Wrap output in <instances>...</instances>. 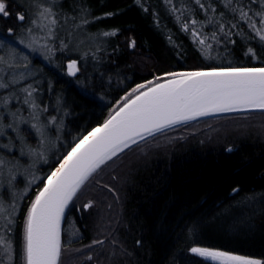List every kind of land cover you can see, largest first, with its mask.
Instances as JSON below:
<instances>
[{"label": "snow or ice", "instance_id": "obj_1", "mask_svg": "<svg viewBox=\"0 0 264 264\" xmlns=\"http://www.w3.org/2000/svg\"><path fill=\"white\" fill-rule=\"evenodd\" d=\"M133 5L157 29L167 27L161 25L159 0L155 6L151 0H133ZM162 7L204 63L182 70L153 66L150 78L132 86L126 81L134 74L119 71L120 46L112 44L120 29L91 31L97 21L125 9L101 17L88 0H0V264H66L65 257L68 264H151L141 255L143 230L129 248L130 229L121 234V220L101 211L120 202L118 161L134 148L147 155L153 141L171 140V130L193 121L229 114L246 121L264 118V0H162ZM127 40L132 55L136 40ZM167 40L179 63L187 49L171 34ZM111 64L117 71L106 67ZM50 68L76 81L85 105L96 103L97 91L111 89L113 76L125 85L123 95L109 103L102 122L67 140L60 113H69L60 97L56 115L42 99L45 91L56 95L46 78ZM234 131L264 140V120L239 124ZM206 203L188 216L184 230L190 237L221 220L239 231H254L259 220L264 231V190L229 185L201 212ZM73 212L80 213L83 228L76 226ZM186 251L198 260H181L173 252L168 264H264V259L210 246L193 244Z\"/></svg>", "mask_w": 264, "mask_h": 264}, {"label": "trees", "instance_id": "obj_2", "mask_svg": "<svg viewBox=\"0 0 264 264\" xmlns=\"http://www.w3.org/2000/svg\"><path fill=\"white\" fill-rule=\"evenodd\" d=\"M151 2L155 6L158 0H151ZM159 2L161 25H167L163 31L154 26L150 16L145 18L134 7L133 0H88L95 14L101 17L106 11L125 9L120 15L97 21L91 27V31L120 29L119 36L112 39V44L120 46V52L116 56L119 71L134 74L126 81L132 86L143 77L150 78L153 66L159 68L175 66L178 70H182L204 63L193 52L188 38L179 31L175 22L165 15L162 0ZM168 34L173 35L175 41L187 49L186 56L179 63H177L176 53L168 44ZM128 37H134L136 40V49L132 55L125 48ZM148 57L151 59H146ZM64 63L66 65L67 61ZM106 67H111L114 72L117 71L115 64ZM46 78L53 81V91L56 95H49L47 91L43 92V102L51 103L53 105L51 114L56 115L55 104L59 96L64 105V111L69 113L67 116H64L63 112L60 113L64 118V133L67 140H71L88 125L102 122L107 115L109 103H114L118 95H123L121 88L125 86L118 84L116 77L113 76L111 89L97 91L96 103L85 105L79 95L80 89L76 81L68 77L65 72L50 68L46 72ZM101 95H104L103 100L99 98ZM260 119L264 118L255 115L250 121ZM235 121L249 122L240 115H231L179 126L168 133V137H174L170 145L171 151L165 154L160 150L159 154H155L159 151L155 149L149 159L137 160L138 163L133 161L134 163L124 168L126 170H124L122 181L116 184L120 202H114L109 211L110 215H114L113 218L121 220L124 226L121 228V234L125 228L130 229L127 240L129 248L132 247V239L143 230L146 244L145 251L141 255L144 260H150L151 264H162V262L168 264L167 257L175 252L178 259L187 258L196 261L198 258L189 256L186 251V248L193 244L264 259V231L260 230L261 221L259 220L256 221L254 231L247 229L239 231L225 220H221L215 227L206 229L194 238L184 230L189 214L205 200L207 203L200 211L210 208L213 202L224 194L229 185H239L242 189L257 192L264 190V140L254 135L227 136L222 138L219 144L202 145L200 143L199 145L197 142L198 139L201 140L199 136L192 137L187 134L190 127L204 123L219 124ZM25 130L30 132V129L25 128ZM179 137L188 139H177ZM159 138L167 139L164 136ZM186 140H192V142L185 144L188 142ZM227 146L234 147L235 151L226 152ZM135 150L136 148L133 151ZM131 152L123 158L130 156ZM18 178L17 186L22 189L23 179ZM34 191L33 187L30 195H34ZM85 198L86 196H82L78 203ZM27 202L25 200L24 204ZM70 216L77 222L78 228L84 227L80 213L73 212ZM91 224L90 220L88 236L92 234ZM64 227L67 233V224Z\"/></svg>", "mask_w": 264, "mask_h": 264}, {"label": "rangeland", "instance_id": "obj_3", "mask_svg": "<svg viewBox=\"0 0 264 264\" xmlns=\"http://www.w3.org/2000/svg\"><path fill=\"white\" fill-rule=\"evenodd\" d=\"M262 120H264V119L255 120V121H249V122H238V121H235V122H225V123H219V124H217V123H213V124L212 123H204L202 125H197V126L190 127L189 130H188L189 133H187V134L192 136V137L199 136V138L201 139V140H199V139L197 140L199 145H200V143L202 145H204V144L205 145H208V144L210 145L211 143L219 144L220 140H222V138H225L227 136L240 137L241 135L234 131V129L239 124H259V123H261ZM209 125L212 126V129L209 128ZM186 137H184L183 139L184 140L188 139ZM171 139H172V141L169 140V139L165 140V138H158L157 141H153L152 142V145H153L152 146V150L149 151L147 153V155H143L141 153V149H136L135 151L131 152L130 156H127V157L123 158L122 162L118 161V163L120 165L117 168V172H118V174L120 176L119 182L122 181L121 179L123 178L124 170H126L124 168L127 165H130L133 161H136V163H138L139 161H137V160H141L142 161V160L149 159L151 157V154L153 153V150H155V149L159 150V151L155 152V154H159L161 152L160 150H162V152H164L165 154H167L169 151H171L170 145L172 144V142L174 140V137H172ZM189 139H191V138H189ZM202 139L204 141H202ZM186 141H188V140H186ZM200 141H202V142H200ZM190 142H192V140L186 142L185 144H188ZM157 143L160 145L159 147L155 146ZM106 171H108V170H106ZM21 179H23V178L21 177ZM101 211L103 213L107 214V215H110V211L108 209H103ZM110 216L114 217V215H110ZM91 232H92V229H91ZM65 261H66V264H68L67 257H65Z\"/></svg>", "mask_w": 264, "mask_h": 264}, {"label": "water", "instance_id": "obj_4", "mask_svg": "<svg viewBox=\"0 0 264 264\" xmlns=\"http://www.w3.org/2000/svg\"><path fill=\"white\" fill-rule=\"evenodd\" d=\"M231 115H238V114H229V115H227V116H231ZM221 117H223V116H221ZM206 119H211V118H204V119H202V120H206ZM202 120H200V121H202ZM195 122H198V121H193V122H191V123H195ZM180 126H183V125H180ZM179 127V126H178Z\"/></svg>", "mask_w": 264, "mask_h": 264}]
</instances>
